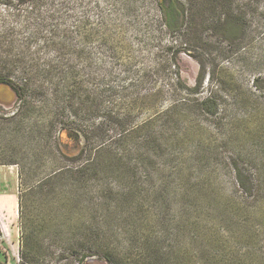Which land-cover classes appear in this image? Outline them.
<instances>
[{
	"label": "rangeland",
	"instance_id": "rangeland-1",
	"mask_svg": "<svg viewBox=\"0 0 264 264\" xmlns=\"http://www.w3.org/2000/svg\"><path fill=\"white\" fill-rule=\"evenodd\" d=\"M172 1L182 27L171 36L163 29L162 0H0V46L40 48L44 60L64 42L83 51L76 65L81 98L72 108H83L75 118L82 125L101 123L111 111L123 117V88L133 78L122 68L147 53L159 59L174 54L182 83L202 85L199 95L183 98L215 92L216 108L190 110L176 127L179 142L166 160L149 162L150 170L132 151L123 158L136 170H98L76 183L40 188L63 166L58 153L78 155L82 136L73 128L60 136L58 128L49 130L51 110L19 115L16 102L11 109L0 105V196L17 201L21 191L31 237L54 256L65 251L61 264H75L72 244L87 236L99 237L102 252L129 264H264V0ZM86 57L93 70L110 72L90 81ZM158 84L164 92L158 108L164 109L168 83ZM95 88L111 94L94 117L87 98ZM155 112L135 109L129 120L140 126ZM7 216L0 210V219ZM5 227L13 237L0 244V264H18V203Z\"/></svg>",
	"mask_w": 264,
	"mask_h": 264
},
{
	"label": "trees",
	"instance_id": "trees-1",
	"mask_svg": "<svg viewBox=\"0 0 264 264\" xmlns=\"http://www.w3.org/2000/svg\"><path fill=\"white\" fill-rule=\"evenodd\" d=\"M28 1L31 0H18L22 4H26ZM162 1L164 3L161 7L163 29L172 36L175 32L181 31L180 16L172 0ZM100 31H102V37L106 36V28H101ZM50 41L47 42L46 48L51 45ZM180 46L182 47V43ZM54 48V55L52 54L51 58L49 56L44 60L41 57L40 48H33L34 51H32L25 44L13 46L7 43L0 46V84H8L15 91L19 115L23 110L30 116H33L34 109L46 112L51 110L46 123L49 130L58 128V136H60L64 128H73L80 132L83 139L82 148L77 156L68 158L63 154H57L59 160L63 162V166L54 170L44 180V183L38 186L39 188L45 186L46 183H76L81 176L97 173L98 170H136V166H132L123 158L132 151L134 154L136 152L135 155L138 157L136 163L145 167L146 170H150L149 162L153 165L156 164L154 159L157 162L159 158V160H166L169 156L168 150L179 142L183 134L180 131L177 133L176 127L179 124H184V119L190 110L204 111L216 108L217 102L213 90L206 98L191 100L182 97V95H199L202 85L190 88L182 83L178 66L174 62V54L165 59H159L158 55L147 53V56L141 61L130 59L125 62L122 68L133 78L131 84L127 88H123V117L120 116V112L117 114L111 111L103 114L101 123L82 125L75 118L79 115L78 110L82 109L83 111V108H77L78 110L72 108L74 100L81 98L78 94V81H80L81 73L77 72L76 65L83 58V51L72 50L73 46L70 42L55 45ZM84 61L88 63L87 67L90 71L88 75L92 82L110 72L104 68L93 70L90 57L84 58ZM166 69L170 70L169 76H165L163 73ZM159 81L168 83L167 89L170 93V100L164 109L158 108L164 94L163 87L158 84ZM258 82L256 80V87ZM108 91L98 92L95 88L90 93L91 98L90 96L87 98L91 102L88 105V114L95 117L97 113H102V103L111 94ZM135 109L157 110V112L140 126H136L129 120ZM65 112L69 114H65ZM30 120L35 119L31 118ZM108 125L113 127L110 130L114 132L113 137L110 135L111 133L109 134ZM34 128L33 126L31 133L34 132ZM129 142L135 143L132 150L125 149V145ZM122 159L125 160V163H122ZM66 162L70 164L65 165ZM17 199L20 229L18 264H47V256H49V264H61L65 251H61L63 254L60 256H54L47 247L42 245L41 241L31 237L30 229L24 221L21 191H19ZM72 245H74L72 248L76 250L75 264H84V259L94 256L97 259L103 257L108 264H129L118 260L111 252H102V242L99 237H81L78 242ZM52 257H54V261L51 260Z\"/></svg>",
	"mask_w": 264,
	"mask_h": 264
},
{
	"label": "water",
	"instance_id": "water-1",
	"mask_svg": "<svg viewBox=\"0 0 264 264\" xmlns=\"http://www.w3.org/2000/svg\"><path fill=\"white\" fill-rule=\"evenodd\" d=\"M15 102H17V95L12 87L8 84H0V105L3 109H11ZM86 264H102V262L97 261V258L90 257L86 260Z\"/></svg>",
	"mask_w": 264,
	"mask_h": 264
},
{
	"label": "bare ground",
	"instance_id": "bare-ground-1",
	"mask_svg": "<svg viewBox=\"0 0 264 264\" xmlns=\"http://www.w3.org/2000/svg\"><path fill=\"white\" fill-rule=\"evenodd\" d=\"M2 209L8 212V216L6 217V223L12 222L16 218L17 214L16 197L12 194H2L0 196V210Z\"/></svg>",
	"mask_w": 264,
	"mask_h": 264
},
{
	"label": "crops",
	"instance_id": "crops-1",
	"mask_svg": "<svg viewBox=\"0 0 264 264\" xmlns=\"http://www.w3.org/2000/svg\"><path fill=\"white\" fill-rule=\"evenodd\" d=\"M5 223H6V217H2L0 219V231H1L0 244L2 245H7L8 242H11L12 240L11 237H13L12 234L8 236V231L7 228L5 227Z\"/></svg>",
	"mask_w": 264,
	"mask_h": 264
}]
</instances>
